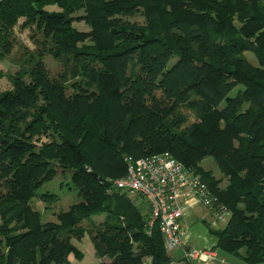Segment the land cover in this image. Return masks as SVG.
<instances>
[{"label": "trees", "instance_id": "1", "mask_svg": "<svg viewBox=\"0 0 264 264\" xmlns=\"http://www.w3.org/2000/svg\"><path fill=\"white\" fill-rule=\"evenodd\" d=\"M16 24L41 49L0 90V264H70L84 232L108 264L178 260L149 209L112 185L125 157L163 151L224 206L213 247L264 264V0H0V56ZM57 170L78 199L42 221L30 200L52 202L39 188Z\"/></svg>", "mask_w": 264, "mask_h": 264}, {"label": "built area", "instance_id": "2", "mask_svg": "<svg viewBox=\"0 0 264 264\" xmlns=\"http://www.w3.org/2000/svg\"><path fill=\"white\" fill-rule=\"evenodd\" d=\"M124 160L125 173L112 180V185L137 194L147 203L148 225L156 222L164 248L167 251L180 249L178 260L169 264L207 260L212 255L211 250L187 247L183 241L185 228L181 224L186 210L198 205L225 223L227 212L205 183L166 151L135 159L125 157Z\"/></svg>", "mask_w": 264, "mask_h": 264}, {"label": "rangeland", "instance_id": "3", "mask_svg": "<svg viewBox=\"0 0 264 264\" xmlns=\"http://www.w3.org/2000/svg\"><path fill=\"white\" fill-rule=\"evenodd\" d=\"M45 8L47 10H57L54 5L46 6ZM125 18L129 21L142 23V18L138 13L132 16H126ZM19 22L20 21H18V23ZM73 26L77 29H86L81 22H73ZM12 37L14 39V43L11 49L8 53L0 56V90L9 87V75L14 73L20 64H23V59L26 58L28 53H32L33 56H35L41 49V45L37 41L39 38L38 35L32 30L21 27L18 24L12 28ZM245 55L251 63L255 62L251 53L246 52ZM40 57L48 75L58 76L61 73L62 66L60 61L52 58L44 51L40 54ZM172 60L173 59H171V61ZM235 90L236 88L229 94L233 95ZM181 112L185 114L187 122L195 119L194 114L191 111L181 108ZM199 164L205 169H210L214 177H219L220 186L224 185V178L220 176V173L216 169L210 156L204 157ZM68 182V173L65 175L60 174L57 170V173H55L50 180L44 182L39 188L40 192L48 191L55 195L52 202L47 204L44 201L39 200L37 197L30 200L31 208L39 214L42 221L54 220L52 213L57 210L66 209L69 204L78 199L75 189L70 188ZM127 194L134 200V203L137 200V205H140L138 202L140 197L137 194L132 192H127ZM142 204H144V202H142ZM140 210L142 214H144L148 209L143 205ZM224 218H227V213L224 214ZM101 219L102 215L93 216L94 222H98ZM182 221L185 228L184 237H186L188 246L191 247L213 245L214 237L208 232L207 225L213 229L220 228L224 225V222L216 219L207 208L199 205L188 209L184 213ZM81 225L87 227L85 222H82ZM71 242L78 248L79 255L77 257L69 255L68 259L70 264H108V259L106 257H99L95 254L92 242L87 232H84L83 236L79 239H71ZM173 251L174 250L170 251V253L172 254ZM142 264H150V258H145L142 261Z\"/></svg>", "mask_w": 264, "mask_h": 264}, {"label": "crops", "instance_id": "4", "mask_svg": "<svg viewBox=\"0 0 264 264\" xmlns=\"http://www.w3.org/2000/svg\"><path fill=\"white\" fill-rule=\"evenodd\" d=\"M142 201L144 202V204H142ZM138 202L141 203L142 205H144L146 208H148L147 203L142 198H139ZM135 203L137 204V200L135 201ZM182 218H183V216H182ZM181 224L183 226L182 219H181ZM183 241L187 247H191V246H188L187 241H186V237H183ZM213 245L211 244L208 246L191 247V248H196V249H210L212 255L207 260H200V259L190 260L188 262V264H249L243 260L241 255L221 251L217 248H214ZM172 255L174 257H179L180 249H174V251L172 252ZM250 264H263V263H250Z\"/></svg>", "mask_w": 264, "mask_h": 264}]
</instances>
